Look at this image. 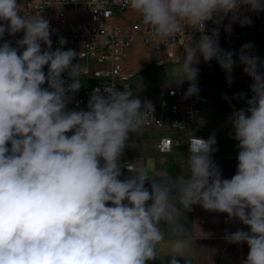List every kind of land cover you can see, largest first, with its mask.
<instances>
[{"label":"clouds","instance_id":"1","mask_svg":"<svg viewBox=\"0 0 264 264\" xmlns=\"http://www.w3.org/2000/svg\"><path fill=\"white\" fill-rule=\"evenodd\" d=\"M122 6L139 14L161 39L174 37L182 26L200 34L190 35L181 68L190 82L186 96L199 91L201 57L205 63L215 60L230 85L238 56L253 82L247 106L230 117L238 142L236 173L222 177L212 159L217 150L212 135L188 143L187 178L165 175L156 181L137 168L121 179L119 160L129 134L152 115V103L128 87H104L93 90L87 110H68L71 94L81 88V68L74 62L79 54L52 50L55 30L46 18L21 14L18 0H0V40L5 33L23 32L15 47L12 41L0 43V264H148L164 239L163 226L183 235L178 206L191 210L196 204L247 226L249 231L226 232L225 240L248 245L242 264H264V63L251 54V44L239 53L219 46L225 18L230 17L225 26L230 32L237 21L251 24L241 6L257 11L264 5L260 0H122ZM208 21L217 25L210 34ZM58 42L63 46L67 40ZM65 73L70 83L62 78ZM149 180L151 190L145 187ZM184 249L185 242L175 240L167 264H179L176 257Z\"/></svg>","mask_w":264,"mask_h":264},{"label":"crops","instance_id":"2","mask_svg":"<svg viewBox=\"0 0 264 264\" xmlns=\"http://www.w3.org/2000/svg\"><path fill=\"white\" fill-rule=\"evenodd\" d=\"M240 12L252 20L249 6H241ZM128 14V15H127ZM119 15V16H117ZM126 15V16H125ZM140 17L132 10L119 11L116 8L111 9L108 20L112 24L127 26L131 17ZM70 18L78 20H88L86 13L70 14ZM229 18L224 21L229 22ZM237 21L233 23L238 26ZM245 44H251V53L259 54V59L264 63V42L261 37L255 34L244 35L236 42L232 43L229 37L219 35V46L225 51L239 53L241 47ZM63 50L73 49L72 45L62 46ZM53 49V48H52ZM55 50V49H53ZM124 69L130 72V63L140 62L151 55L153 62H156L157 54L154 51V44L144 45L140 38H137L132 47L125 49ZM183 49H177L175 56L169 58L161 68L169 64L170 61H178ZM81 65L85 62L79 56ZM236 60V70L231 74L232 83L227 82V74L219 72V65L215 60L205 63L201 57L197 65L199 74L197 81L200 82L203 92L209 98V101L203 107L201 112L195 114L188 127L179 129L173 124L165 123L157 127L141 126L134 133L129 134L130 138V162L134 164L132 169H121V179L131 175L137 168L147 170L149 179L159 181L165 175L173 180L183 176H189L188 171V141L190 138L208 139L214 135L216 139V151L212 155L213 161L219 166L222 177L230 179L237 170L238 142L232 138L233 129L231 125V114L234 110L246 107V100L250 99L252 92L250 85L253 82L251 77L244 73V66L239 63L238 56L233 57ZM156 64V63H155ZM157 65V64H156ZM134 74L132 73V76ZM80 74L79 80L83 81ZM185 76L181 73L178 76L169 77V84H154L152 87H144L140 92H136L139 99L144 101H154L160 103L163 100H178L181 106H185V96H173L169 94L172 88H179L187 91L190 82L184 80ZM129 82V88H130ZM244 93L243 98L233 97L236 94ZM227 96L228 99H224ZM160 97V98H159ZM170 140V141H168ZM170 143L167 146V143ZM162 143V145H161ZM145 187L151 190V181H146ZM174 199L178 200L176 193H173ZM179 207L177 213V222L184 226L183 235L177 236L168 231L167 226H163V241L156 247V259L148 264H167L170 259V250L175 240L180 239L185 242V249L182 255L177 256L179 264H242L247 258L249 247L246 243L231 244L225 240V234L233 233L237 230L249 231V228L241 224L238 220L228 221L227 214L211 212L203 209L199 204L193 205L192 209ZM227 221V222H226Z\"/></svg>","mask_w":264,"mask_h":264},{"label":"built area","instance_id":"3","mask_svg":"<svg viewBox=\"0 0 264 264\" xmlns=\"http://www.w3.org/2000/svg\"><path fill=\"white\" fill-rule=\"evenodd\" d=\"M264 5V0H260ZM18 7L21 14L29 16L42 15L50 22V26L55 33L50 37L52 48L62 47L59 37H64L67 43L63 46L72 45L75 47L79 57L85 62L81 65V74L84 77L81 81V88L73 96L68 104V110H87V102L94 89L104 87H114L118 90L129 88V79L132 73L125 71L124 59L125 49L132 47L137 38H140L144 45L154 44V51L157 54L156 64L163 65L169 58H173L177 49H183L186 55V47L190 35L194 39L199 38V33L191 30L190 26H182L181 30L174 36L161 39L156 36L150 25L143 22L140 17H131L129 25L112 24L108 20L111 9L114 7L119 11H127L130 8L122 6V0H18ZM86 13L88 20H78L70 18V14ZM251 24L237 27L231 25V31L226 32L225 26L229 22L223 21L219 25V35L227 36L232 43L236 42L244 35H258L264 42V9L252 11ZM0 23H4L0 21ZM217 27L212 21L206 22V34ZM23 32L10 36L5 33L3 40L15 41L22 39ZM0 40V43L3 42ZM45 47L42 45V48ZM259 57L257 53H251ZM236 70L235 66L232 73ZM221 74H226L219 67ZM69 83L68 78H63ZM199 89L198 93L186 96L184 91L179 88H172L169 94L173 96L184 95L185 106H181L178 100H163L160 103L152 101L154 111L149 115L143 127H157L170 123L179 129L188 127L192 117L201 112L209 101L203 92L201 84L196 81ZM43 87H48L47 83ZM193 138H190L188 143ZM170 141V140H168ZM162 145V143H161ZM170 143H167L169 146ZM128 169L134 168L132 162L125 163ZM151 203L150 201L148 202Z\"/></svg>","mask_w":264,"mask_h":264},{"label":"rangeland","instance_id":"4","mask_svg":"<svg viewBox=\"0 0 264 264\" xmlns=\"http://www.w3.org/2000/svg\"><path fill=\"white\" fill-rule=\"evenodd\" d=\"M74 62H77L79 65L81 63L79 59H77V61ZM183 63H184V57L182 53L180 54L179 60L177 62L170 61L169 64L164 65L161 68H159L158 65H156L153 62L151 55H149V57L146 56V59H143L141 62L139 60L130 63V68H131L130 72L134 74L129 79L131 85L130 89H132L134 93H136V92H140L139 90H141L144 87L150 86L153 88L154 84L164 83L168 85L170 82L169 77L171 76L175 77L182 73L181 68ZM44 71L47 72V66H45ZM62 78H68L67 73L63 74ZM138 97L141 98V96ZM69 135H71V133H69ZM119 163L121 165V169H126L127 167L125 166V163H130V138L126 143V147L122 153Z\"/></svg>","mask_w":264,"mask_h":264}]
</instances>
